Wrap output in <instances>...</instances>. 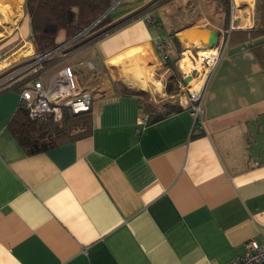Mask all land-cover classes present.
Listing matches in <instances>:
<instances>
[{"label":"crops","instance_id":"crops-1","mask_svg":"<svg viewBox=\"0 0 264 264\" xmlns=\"http://www.w3.org/2000/svg\"><path fill=\"white\" fill-rule=\"evenodd\" d=\"M25 3L0 0V51L13 60L36 53ZM122 4L109 27L127 22L62 62L96 78L82 85L95 92L89 135L30 155L10 129L19 91L0 93V264H228L264 244V36L251 38L264 0ZM211 30L228 43L203 126L188 98L137 135L141 92L163 96L175 59L210 49ZM160 43L173 44L169 61Z\"/></svg>","mask_w":264,"mask_h":264},{"label":"built area","instance_id":"built-area-1","mask_svg":"<svg viewBox=\"0 0 264 264\" xmlns=\"http://www.w3.org/2000/svg\"><path fill=\"white\" fill-rule=\"evenodd\" d=\"M91 28H87L45 56H37L29 52L27 56L23 55L22 58L13 60L4 50L0 51V93L11 89L18 90L19 109L25 111L30 120L40 123L48 121L60 123L66 111L74 115L90 113L94 101L92 92L81 85L78 77L74 74V69L70 66L61 68L47 66L46 63L53 55L71 48ZM227 43L226 35L223 34L218 45L210 50L212 54L209 56L201 55L199 50L196 51V56L192 54V51L190 55H187L186 50L182 52L183 58L180 63L182 64L188 58L192 65V70L189 74L185 72L184 77L191 78L190 82L186 83L188 87L190 86L188 88V108L200 126H203L204 91ZM157 49L162 53L164 60L168 61L174 53L172 43H160ZM66 55L67 52L64 53L65 57ZM195 81L199 85H203L201 90L193 88L192 85ZM148 124L149 116L140 117L136 134H142ZM228 264H264V244L254 240L247 242L244 253Z\"/></svg>","mask_w":264,"mask_h":264},{"label":"trees","instance_id":"trees-1","mask_svg":"<svg viewBox=\"0 0 264 264\" xmlns=\"http://www.w3.org/2000/svg\"><path fill=\"white\" fill-rule=\"evenodd\" d=\"M116 0H26L25 10L31 20V41L35 47V55L45 56L58 48L63 38L64 42L76 37L92 26L115 4ZM264 13L263 7L260 8ZM126 19L119 24L106 28L99 37L127 22ZM112 22L111 14L101 20L96 28L103 27ZM95 28V27H94ZM264 36V28L252 32L254 39ZM93 40V39H92ZM92 40H89L92 41ZM258 59L264 66V40L256 52ZM52 56L47 60V66L58 67L64 60ZM168 65V64H167ZM176 76L170 75L168 84L174 82ZM168 92H172L168 86ZM93 98L95 92H92ZM143 95V94H142ZM183 110L180 106H167L161 111L148 110L146 113L151 121H161ZM92 117L90 113L74 115L66 111L60 123L48 121L40 123L32 121L23 110L18 111V116L10 124V129L22 147L30 154L35 155L75 141L90 134Z\"/></svg>","mask_w":264,"mask_h":264},{"label":"rangeland","instance_id":"rangeland-1","mask_svg":"<svg viewBox=\"0 0 264 264\" xmlns=\"http://www.w3.org/2000/svg\"><path fill=\"white\" fill-rule=\"evenodd\" d=\"M136 1L137 0H133V3H135ZM139 1H142V0H139ZM248 1H250V0H248ZM122 3H123V0H116L115 4L110 8V11L108 10L102 16L103 18H100V19L103 20L107 15H109V13L112 14V16L116 15L120 11L121 6H123ZM133 6H134V4H133ZM223 8L225 9V7H223ZM210 9L214 10V8H212V7ZM101 20H99V21L97 20L98 22L96 21L97 23L90 30L86 31L87 33H85L71 48H69L67 51H63L62 53L56 54L55 57H61V58H63L62 60H64L65 59L64 53H66V52L70 53L79 47L86 46V45L90 44V42L98 40L100 38L98 36V34H100L102 31H104L106 28H108L110 26L109 24L104 25L103 27H101V25H100V27L96 28V25ZM61 40H62V38H61ZM61 40H59V41H61ZM89 40H92V41L89 42ZM66 42H68V41H66ZM63 43L65 44V42L62 41V44L60 46H63L64 45ZM199 51H202V50H199ZM24 55L27 56L28 54H24ZM194 55L196 56V52L194 53ZM180 58H181V55L175 59V61L173 62V67L171 69V73H169L167 75L168 78H169L170 74L173 76L175 75L176 80L174 82H170L169 85H167L168 84V78H166L165 86H164L163 91H162L164 94L163 96H162V93H160V95H158V93L155 92V87H152L153 89L148 88L147 91L141 92L143 94L141 101L143 102V107H144L146 112L148 110L161 111L166 107V105L167 106L175 105V106L182 107V105L186 104V101L189 98L188 88L190 86L188 87V85L185 83V79L187 77L186 78H184V77H185L186 71L192 70V65L190 64L189 61H184L182 64V68L184 69L183 70L181 68V63H179V61L181 60ZM66 64L67 63H63V64L61 63L59 68L68 66ZM57 68H55V69H57ZM190 71L188 73L186 72V74H189ZM74 74L78 77L81 85H84L86 88L91 87L95 83V81H93V80L96 78L89 77V75L87 74V69H85L84 67L80 66V67L76 68L74 70ZM44 76L46 77L47 74ZM155 84L157 85V83H155ZM168 86H169V89H171V91H172L170 93L168 92ZM192 86L195 90H201L203 85H199V83H197L195 81ZM197 88H199V89H197ZM19 108H20V106H19Z\"/></svg>","mask_w":264,"mask_h":264},{"label":"water","instance_id":"water-1","mask_svg":"<svg viewBox=\"0 0 264 264\" xmlns=\"http://www.w3.org/2000/svg\"><path fill=\"white\" fill-rule=\"evenodd\" d=\"M110 11V10H109ZM101 18H103V17H101ZM99 20H101V19H99ZM98 20V21H99ZM97 21V22H98ZM97 22H95L92 26H90L89 28H91V27H93ZM218 43H219V34H218V32L217 31H215V30H211L210 31V48H215L217 45H218ZM190 80H191V78L190 77H187L186 79H185V82L186 83H188V82H190Z\"/></svg>","mask_w":264,"mask_h":264},{"label":"bare ground","instance_id":"bare-ground-1","mask_svg":"<svg viewBox=\"0 0 264 264\" xmlns=\"http://www.w3.org/2000/svg\"><path fill=\"white\" fill-rule=\"evenodd\" d=\"M213 48H210V49H208L207 51H205V50H203V51H200V53H201V55H203V56H209V55H211L212 54V52H210V50H212ZM209 51V52H208ZM187 59V58H186ZM184 60V61H189V59H187V60ZM183 61V62H184ZM183 62H182V64H183ZM182 64H181V67H182ZM191 64V63H190ZM183 69V68H182ZM184 70V69H183ZM190 71V70H189ZM189 71H186L187 73L189 72ZM162 88V86H161V84L160 83H157V85H156V89L157 90H160ZM197 89H199V88H197Z\"/></svg>","mask_w":264,"mask_h":264}]
</instances>
